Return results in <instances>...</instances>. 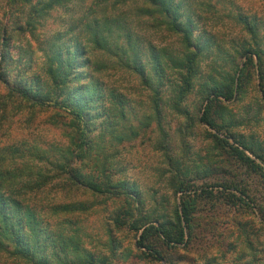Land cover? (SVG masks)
<instances>
[{
  "label": "rangeland",
  "instance_id": "obj_1",
  "mask_svg": "<svg viewBox=\"0 0 264 264\" xmlns=\"http://www.w3.org/2000/svg\"><path fill=\"white\" fill-rule=\"evenodd\" d=\"M34 2H26L20 10L24 14L18 17L9 0H0V25L4 24L9 37L11 59L5 62L9 77L40 74L42 79L49 44L61 36L72 48L73 39H68L76 36L88 51L87 73L103 84L96 104L105 108L84 150L86 156L68 159L82 174L81 180L96 182L100 192L62 175L19 195L35 207L41 225L48 224L60 239H67L63 249L55 244L47 247L49 253L60 250L51 260L63 264H264V180L232 150L242 139L263 156L261 161L244 150L264 172V99L258 92L255 58L246 63L238 53L240 46L261 50L264 67V0H183V12L194 22L192 36L208 39L209 44L196 55L192 86L181 100L177 86L186 68L171 63L183 58L181 37L167 30L165 19L155 20V13L139 15L143 1L127 0L119 10L134 32L159 49L161 71L153 69L149 55L146 59L148 83L119 65L113 55L86 42L84 23L99 16L104 5L69 0L26 26L28 4L39 6ZM105 8L115 12L109 5ZM231 86L229 100L210 94L212 88L224 92ZM207 99L206 116L218 127L210 128L200 120ZM68 121L58 109L13 98L0 117V151L17 146L27 154L44 151L55 161L58 151L72 148ZM16 164L33 170L41 166L28 155ZM6 165L13 164L6 160ZM182 206L189 216L180 223L182 243L168 247L151 232L142 245L137 244L141 229L134 231L130 224L173 220ZM0 264L30 263L0 250Z\"/></svg>",
  "mask_w": 264,
  "mask_h": 264
},
{
  "label": "trees",
  "instance_id": "obj_2",
  "mask_svg": "<svg viewBox=\"0 0 264 264\" xmlns=\"http://www.w3.org/2000/svg\"><path fill=\"white\" fill-rule=\"evenodd\" d=\"M30 0H9L11 5L15 6L19 14H24L23 6ZM69 0H35L33 4L39 5L29 7L26 10L25 25L30 26L36 20L34 17L51 9L54 5H61ZM144 5L138 11L139 15H152L155 13L157 20L162 18L167 30L180 35L184 46L183 58L181 61H174L172 67L186 68L179 74L178 99L183 98V94L188 92L192 86V80L195 76V57L203 51L208 39L204 41L193 37L194 22L191 16L183 12V0H141ZM95 5L103 6L100 15L86 21L83 26V33L86 34V42L92 45L93 49L102 50L117 58L119 65L136 73L143 82L148 83L146 73L147 56L154 64L153 69L161 71V60L159 49L152 43L144 40L137 32L128 25L125 14L119 10V6L125 4L127 0H94ZM109 5L115 12H107L105 6ZM10 11H7V14ZM14 13V12H13ZM18 19V18H17ZM57 36L46 50V67L44 76L35 74L26 79L21 75L9 77L5 62L11 59L9 52V37L6 36L4 24L0 25V117L3 118L7 103L13 99L25 100L32 105L47 106L58 109L62 116L68 117V127L71 129L69 134V143L71 149H64L59 152L57 160L49 159L44 151H33L29 154L24 153L19 147L13 146L0 151V250L9 251L11 255L23 258L30 264H63L59 260L52 261L51 258H57L60 250L47 252L48 248L55 244L63 249L66 238L60 234H54L48 224L41 225V220L35 212V207L24 203L19 195L23 190H36L41 188L50 180L65 175L66 178L75 184H79L92 192H100L98 184L92 180H81L82 174L75 169V166L69 164L68 159H83L86 156L85 149L91 143L92 136H95L97 129V120L105 112L104 106H98L96 103L101 99L103 86L102 82L96 78H91L87 73L90 60L87 56L85 44L73 36L69 48L65 41ZM45 52V51H44ZM238 53L245 56L246 63H252L255 58V71L257 75V87L260 97L264 99V67L261 62V50H252L251 48L239 47ZM244 62V66L245 63ZM212 88L211 93L214 96H222L229 100L232 97L234 89L224 88L216 90ZM107 94L112 96L111 90ZM208 96V94H206ZM210 99L203 107L200 120L210 128L218 127L206 116L207 107ZM240 147L241 149H239ZM232 150L237 158L252 169L258 171L264 180L262 167L254 160L244 154L248 151L255 158L263 161V156L251 148L242 139L237 141V146ZM28 155L31 159H36L41 166L36 170L33 167L23 164L17 166L16 160H23ZM9 160L11 167L6 165ZM70 160V161H71ZM125 183H119L120 186ZM210 193V192H206ZM240 199V198H238ZM131 215V214H130ZM188 211L182 206L180 213L175 211L173 220L164 221L155 220L153 224H130L134 231L141 229L137 244L143 243L148 233L159 236L168 247L178 245L183 242L184 231L181 222L188 220ZM149 221H147L148 223ZM121 223V222H120ZM54 235V237H53ZM56 238V240H54ZM57 242V243H54ZM50 244V246H48ZM142 245V244H141ZM151 250L150 254L158 257L150 246H145ZM76 251V248H72Z\"/></svg>",
  "mask_w": 264,
  "mask_h": 264
}]
</instances>
